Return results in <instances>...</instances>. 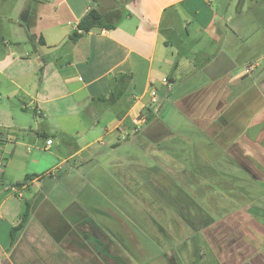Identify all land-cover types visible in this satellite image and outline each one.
Masks as SVG:
<instances>
[{"label":"crops","instance_id":"obj_1","mask_svg":"<svg viewBox=\"0 0 264 264\" xmlns=\"http://www.w3.org/2000/svg\"><path fill=\"white\" fill-rule=\"evenodd\" d=\"M20 1L0 0V264H118L95 231L113 200H83V173L178 155L219 263H264V0ZM93 8L111 29L74 39ZM243 175L258 195L228 192Z\"/></svg>","mask_w":264,"mask_h":264},{"label":"rangeland","instance_id":"obj_2","mask_svg":"<svg viewBox=\"0 0 264 264\" xmlns=\"http://www.w3.org/2000/svg\"><path fill=\"white\" fill-rule=\"evenodd\" d=\"M27 3L26 0L20 1L15 15H19L18 12ZM9 8L11 9L10 6ZM181 158L184 159L182 155H178L158 161L146 157L147 169H141L143 176H138L134 169L125 175H121L117 169L113 176L100 167L96 172L87 169L83 173L84 192L78 194L83 200L102 205L96 208L99 213L103 212L101 207H105L103 205L106 201L108 203L113 200L110 211L117 217L116 222L110 224V232L100 223L95 227V231L98 238L111 245L110 253L116 252L115 259L118 264H123L124 257L127 258L129 252L138 254L136 259L132 258V264H220L214 249H218L219 244L213 242V247L205 237L206 230L216 221L214 215L198 206L167 173L168 167L170 170L182 171ZM101 159V163L107 166V160ZM177 160L179 162H175ZM140 163H143V160L133 162V165H141ZM219 165H223L221 170L228 167L229 171H236L228 161L221 159ZM200 170L194 169V174L202 179ZM242 179L244 184L236 185L235 188L230 186L227 188L228 192H234L236 189L240 195L239 191L246 188L253 196L259 194L260 188L254 186L244 175ZM90 184L93 187H88ZM111 190L113 193L109 192ZM227 193L218 191L224 198ZM55 197L56 195H53V198ZM68 197L69 194L67 199ZM26 198L33 202L29 191H26ZM39 200H44V194ZM123 211L130 214V220L122 219ZM86 224L83 222V226ZM261 227L264 229V225ZM76 229L79 230V227ZM77 232L74 234L76 237Z\"/></svg>","mask_w":264,"mask_h":264},{"label":"trees","instance_id":"obj_3","mask_svg":"<svg viewBox=\"0 0 264 264\" xmlns=\"http://www.w3.org/2000/svg\"><path fill=\"white\" fill-rule=\"evenodd\" d=\"M98 29L100 30L111 29V26L106 24L104 15L101 13V11L97 8H93L81 18L78 24V30L74 34L75 35L74 39L79 38L83 34H88ZM79 31H82V33H80ZM27 207H28L27 215H25V217L23 218V221L18 228L19 230L24 228V225L27 221L30 205H28Z\"/></svg>","mask_w":264,"mask_h":264},{"label":"built area","instance_id":"obj_4","mask_svg":"<svg viewBox=\"0 0 264 264\" xmlns=\"http://www.w3.org/2000/svg\"><path fill=\"white\" fill-rule=\"evenodd\" d=\"M79 32L82 33V31H79ZM153 102H154V103H157V102H158V99L155 98V99L153 100ZM143 117H144L143 115H139V116H138V120H137V122H136L137 131L141 130L140 120H141ZM51 147H52V142H51L50 140H48V141L46 142V149L48 150V149H50ZM3 167H4V163H3L2 160H0V170H1Z\"/></svg>","mask_w":264,"mask_h":264}]
</instances>
